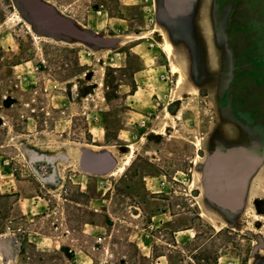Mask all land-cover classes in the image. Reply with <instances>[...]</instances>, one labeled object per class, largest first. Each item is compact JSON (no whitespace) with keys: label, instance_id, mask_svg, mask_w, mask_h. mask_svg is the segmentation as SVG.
Listing matches in <instances>:
<instances>
[{"label":"rangeland","instance_id":"1","mask_svg":"<svg viewBox=\"0 0 264 264\" xmlns=\"http://www.w3.org/2000/svg\"><path fill=\"white\" fill-rule=\"evenodd\" d=\"M3 234L0 264H264V0H0Z\"/></svg>","mask_w":264,"mask_h":264},{"label":"crops","instance_id":"2","mask_svg":"<svg viewBox=\"0 0 264 264\" xmlns=\"http://www.w3.org/2000/svg\"><path fill=\"white\" fill-rule=\"evenodd\" d=\"M161 51H162V55H164V57H163L164 60H163L162 63L160 62L161 64H159V65H161V68H165L166 69L167 66L169 67L168 56L165 53H163V47L161 48ZM144 64H145L144 66H147L146 63H144ZM145 71L147 72V67L144 70H141L140 72L135 73V76L137 77L136 79L138 81L141 80V78H142L141 74H143ZM0 240L4 242L3 246L5 244V246L10 249V245H9L10 241L8 240V237L5 234L0 235ZM7 241H9V242H7ZM3 257H5V256L3 255Z\"/></svg>","mask_w":264,"mask_h":264},{"label":"bare ground","instance_id":"3","mask_svg":"<svg viewBox=\"0 0 264 264\" xmlns=\"http://www.w3.org/2000/svg\"><path fill=\"white\" fill-rule=\"evenodd\" d=\"M0 242H2L1 240H0ZM7 242H9V241H7ZM4 243V242H3ZM7 245V244H6ZM5 250V251H4ZM8 250H9V248L8 247H6L5 246V244H4V246H3V254H7L8 253Z\"/></svg>","mask_w":264,"mask_h":264}]
</instances>
